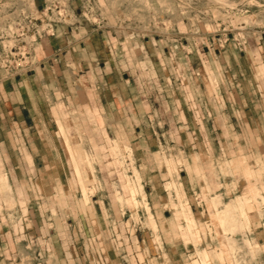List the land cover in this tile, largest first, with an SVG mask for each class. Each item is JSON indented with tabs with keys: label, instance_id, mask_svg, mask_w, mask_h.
<instances>
[{
	"label": "rangeland",
	"instance_id": "374dc122",
	"mask_svg": "<svg viewBox=\"0 0 264 264\" xmlns=\"http://www.w3.org/2000/svg\"><path fill=\"white\" fill-rule=\"evenodd\" d=\"M75 26L139 43L159 77L153 85L169 95L155 111L128 115L126 129L104 126L95 109V128L77 127L72 145L59 123L62 175L47 196L38 180L23 177L15 187L35 192L12 193L0 173V264L41 263L45 244L28 235L39 217L91 222L101 210L132 235L122 240L128 255L117 256L125 264H264V106L256 113L222 103L221 112L204 110L209 98L218 102L209 95L221 68L247 69L246 60L237 62L240 51L264 54V0H0V67L10 56L18 73L28 72L40 38ZM249 103L244 95L242 106ZM40 200L41 207L23 206ZM71 202L78 208L63 206ZM47 225L44 234L60 228Z\"/></svg>",
	"mask_w": 264,
	"mask_h": 264
},
{
	"label": "crops",
	"instance_id": "0c3cea01",
	"mask_svg": "<svg viewBox=\"0 0 264 264\" xmlns=\"http://www.w3.org/2000/svg\"><path fill=\"white\" fill-rule=\"evenodd\" d=\"M138 46L137 42L130 44L110 31L97 28H58L34 44L35 62L28 72L10 75L0 67V173L7 176L12 193L35 192L32 187H15V181L20 177L38 180L40 195L52 193L50 181L62 175L58 161L64 153L61 145L65 142L58 130L59 123L70 141L78 136L77 127L95 128L89 116L95 113V109L107 122L104 126L125 129L128 127V115L146 111L148 107L150 111L157 110L159 99L167 98L169 93L153 85L159 77L151 68L147 51L145 54L138 51ZM248 51L251 52L249 49L237 55V62L246 60L247 69L237 62H232L234 66L238 65L233 73H230V67L221 68L222 80L216 86L212 85L210 95L207 94L218 102L213 104L209 98L205 111L221 112L224 104L231 110L235 105L238 113H256L260 105L264 106V54L259 59L249 55ZM145 62L151 65H143ZM171 78V75L167 76L168 86ZM242 88L247 91L244 89L243 92ZM170 89L166 88L167 91ZM201 94L206 93L203 91ZM217 95L221 96V101ZM244 95L250 100L246 106H242ZM223 96L232 98L225 101ZM164 101L169 105L167 99ZM184 110L182 108V112ZM84 117L88 120L79 123ZM241 123L243 127H250L244 119ZM134 128L141 129L137 124ZM46 182L51 187H41ZM29 202L23 204L26 209L42 206L41 200L35 201L36 205ZM98 202L94 200L97 211L102 208ZM63 206L78 208V203ZM96 213L91 222L85 218L82 221L77 216L66 217V225L60 217L59 221L53 218L51 222L47 217H39L38 227L32 223L28 235L32 233L34 240L40 242L42 239L45 244L38 252L42 259L40 264H90L89 261L86 263V256L88 259L92 257L93 264H125L118 261L117 256L122 257V251L128 252L122 240L124 237L132 238V235H128L126 230L120 231L122 221L104 214L102 210ZM28 221L32 222L30 214ZM95 222L99 229L93 226V231L89 232L86 225ZM48 223L60 224V228L44 234L41 227ZM85 242H88L87 246Z\"/></svg>",
	"mask_w": 264,
	"mask_h": 264
},
{
	"label": "built area",
	"instance_id": "2783aa9c",
	"mask_svg": "<svg viewBox=\"0 0 264 264\" xmlns=\"http://www.w3.org/2000/svg\"><path fill=\"white\" fill-rule=\"evenodd\" d=\"M5 59L3 60L5 62V64H3L4 66V70L6 71L7 74H10V75H17L18 72L16 71V65H12L7 62H10L11 61V57L9 56L8 57H4Z\"/></svg>",
	"mask_w": 264,
	"mask_h": 264
},
{
	"label": "bare ground",
	"instance_id": "6f19581e",
	"mask_svg": "<svg viewBox=\"0 0 264 264\" xmlns=\"http://www.w3.org/2000/svg\"><path fill=\"white\" fill-rule=\"evenodd\" d=\"M139 180V179H138ZM133 182V181H132ZM135 182V181H134ZM133 184V183H132ZM132 184H128V186L129 185H131V188H134V184L132 185ZM135 184H136V182H135ZM138 185V184H137ZM139 186V185H138ZM136 187V186H135ZM142 188V187H141ZM219 218L218 219H220L221 217H222V215L221 214H218L217 215ZM217 219V218H216ZM216 223V222H215Z\"/></svg>",
	"mask_w": 264,
	"mask_h": 264
}]
</instances>
